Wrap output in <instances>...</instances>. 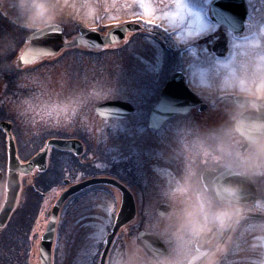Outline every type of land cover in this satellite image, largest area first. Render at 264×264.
<instances>
[{
	"label": "clouds",
	"instance_id": "obj_1",
	"mask_svg": "<svg viewBox=\"0 0 264 264\" xmlns=\"http://www.w3.org/2000/svg\"><path fill=\"white\" fill-rule=\"evenodd\" d=\"M136 11L138 0H0V16L13 25L0 31V107L18 144L34 146L54 130L105 139L108 121L97 107L113 92L117 65L111 55L73 58L74 40L82 28L125 25ZM57 26L70 31L66 45L21 59ZM257 36L259 45L247 42L251 35L238 39L194 85L215 118H184L165 133L152 194L119 228L102 264H264V34ZM15 176L0 171V185L6 179L13 191ZM118 203L116 193L113 220Z\"/></svg>",
	"mask_w": 264,
	"mask_h": 264
},
{
	"label": "flooded vegetation",
	"instance_id": "obj_2",
	"mask_svg": "<svg viewBox=\"0 0 264 264\" xmlns=\"http://www.w3.org/2000/svg\"><path fill=\"white\" fill-rule=\"evenodd\" d=\"M217 1L138 0L139 11L123 17L127 26L124 35L113 43L88 48L87 51L95 56L107 57L111 55L114 58H132V70L139 67L142 69L141 75L137 74V69L135 70L132 84L136 88L139 83L141 84L144 97L141 100L147 107L146 121L149 111L159 99L161 90L173 74L181 73L183 81L191 93L174 91L173 96L179 99L164 102L162 111L171 112L173 108L169 106L175 104L189 105V109L184 113L170 115L161 128L150 130L148 137L136 135L132 137L135 140L134 145L139 143L140 147L136 145L129 147L131 152L128 153L125 152L127 146L122 144L118 146V149L113 148L111 167L105 173L113 178L117 185L112 187L101 185L91 188L89 191L83 190V203H93L95 213L102 214L101 219L107 218L101 226L102 232H100V234L103 233L101 236H105L103 244L101 245L100 238L99 242L96 240L95 244H90L87 250L89 252V247H91L93 253L87 255L89 260L83 264H102L103 259L101 260V258L102 256L104 258L105 248H107L106 252L109 251L116 241L119 229L107 242L114 223L112 209L108 207V201L114 199L116 193L118 194L119 203L116 207L115 218L124 208L126 209L125 223H128L140 213L143 203L151 196L158 179V170L161 167L160 149L165 133L184 118L197 120L215 118V114L208 112V104L194 85L197 82H203L208 70L217 60L224 58L231 51L232 46L235 48L242 43L238 39L251 35L256 38L249 39L247 42L260 44L257 32L264 34V0H226L227 2L221 3ZM123 6L128 7L127 4ZM231 10H236V12H231ZM216 13L224 17L223 23L213 19ZM118 22L114 21V23ZM197 22L212 24L208 28L199 29L196 27ZM92 27L95 28L96 25ZM11 28L13 25L10 21L4 16H0V31ZM104 31L101 29L97 32L101 35L109 32L105 33ZM60 34L62 42H68L70 31L61 27ZM56 38L52 37V39ZM112 45H116V47L110 48ZM78 46L72 55H83V46ZM106 46L107 49H105ZM35 56L40 55H33V57ZM137 58H141V60ZM15 75V72L8 73L5 75V80L7 81L9 76L14 77ZM176 85L179 86L180 83L176 82ZM12 89L7 82V90L11 91ZM9 115L5 107H0V123L11 124L10 131L0 124V171L3 172L5 178L12 171H15L17 176V181L14 180L16 186L13 191L9 190L6 179L5 183L0 185V264H41L42 235L46 230L56 198L70 184L74 183L68 177L62 176L66 167L60 162L61 156L73 155L75 151H62L55 146L48 145L49 139L64 137L56 136L53 131L48 134L49 137L44 138L36 145L22 147L17 143L16 132L13 130L15 126L8 118ZM9 134L15 140L18 159L16 164L9 161ZM81 155H83L84 161L85 145ZM31 157L37 158V163H34L26 171L19 169ZM65 180H69V182L64 184ZM126 193L129 197L128 204H132V211L129 210V206H125ZM60 219L61 216H58L57 223ZM87 225L88 222L84 220L83 234L89 231ZM57 230L58 226L50 247V264H57L53 253Z\"/></svg>",
	"mask_w": 264,
	"mask_h": 264
},
{
	"label": "rangeland",
	"instance_id": "obj_3",
	"mask_svg": "<svg viewBox=\"0 0 264 264\" xmlns=\"http://www.w3.org/2000/svg\"><path fill=\"white\" fill-rule=\"evenodd\" d=\"M210 24L212 23L197 22L196 27L199 29L206 27L208 28ZM72 56L73 58L78 59L81 55ZM137 59L141 60V58ZM117 60L119 65L117 62H115V60L111 59V62L115 63L117 67L112 73L116 85L114 83L113 92L110 97L117 96L123 99H125V97L127 99L129 98L130 100H128L131 101L136 107L135 114H133L128 121L115 119L106 120L108 121L106 126V137L105 139L95 143L90 140L84 132L79 130L75 132H68L65 130L53 131L67 136L78 135L85 140L84 161L83 155L80 156V158L62 155L61 159L66 165L76 166L77 168L93 165L96 166L98 170H100L104 167L102 164V158L111 160L113 148L118 149V146L122 144L127 146L125 152L128 153L131 152L128 149L129 147L135 145L140 147L139 143L134 145L135 140L132 137L135 135L139 136L138 133H141L145 137L150 136L148 134L150 130L143 128L145 124L143 116L147 110V107L143 105V100H141L144 98L142 95L143 90L140 87L141 84L139 83L137 88L132 84L135 70L137 69V74L141 75L142 69L140 67L136 68L135 65L136 69H134V71L132 70V58L126 57ZM66 62H69V59H66ZM6 82L9 83L11 88H14L15 76L7 79ZM94 208L95 207L93 203H83V194L74 199H69L68 202L65 203L62 209V213L65 214V217L60 219L58 222V234L56 235V244L53 251L57 264H83V262H87V260H89L87 255L89 256L93 252L91 247H89L88 252L87 247L90 244H95L96 240L98 241V239L101 237V234H103H100V232H102L101 226L107 220V218L101 219L102 214L97 215ZM66 216L67 220L65 219ZM84 220L88 222L87 226L89 228V231H87L86 234H83Z\"/></svg>",
	"mask_w": 264,
	"mask_h": 264
},
{
	"label": "water",
	"instance_id": "obj_4",
	"mask_svg": "<svg viewBox=\"0 0 264 264\" xmlns=\"http://www.w3.org/2000/svg\"><path fill=\"white\" fill-rule=\"evenodd\" d=\"M123 28H118L111 30L107 35H100L99 33L92 31V30H87V29H82L81 34L74 40L75 43H83L84 45H89V46H99L103 45L104 43L111 42L114 37H119L123 33ZM54 33V29L50 31L47 34H40L34 41V44L31 48H29L25 55H29L30 53L36 55V54H45L46 52H50L52 50H55L59 47V42L55 40H50L46 41L45 38L49 34ZM46 45V47H45ZM39 46V48H38ZM35 59V58H32ZM176 75L172 76L166 83L165 87L163 88L159 101L156 103V105L153 107L150 118H149V127H154L158 128L163 121L171 114L175 112H185L187 111L189 106H185L182 108L180 104H175L172 106H169L170 108H173V110L170 113H164L162 111L163 103L165 102H171V101H177L179 98L173 96L174 91H182V88H184L185 92L187 91L186 86L181 85L177 86L176 85ZM175 81V82H174ZM172 90V91H171ZM133 111L132 106L125 101H120V100H108L102 102L98 107H97V112L104 118H123L129 115ZM3 126L8 130L9 124L3 123ZM51 144H54L56 147L59 148H64V149H69L70 147L75 148V147H80V141L76 139H53L50 140ZM10 161H12L11 157H14V149L13 145L10 144ZM96 183H114L113 180L108 179V178H89L83 182H80L76 185H73L69 187L62 195L57 199L54 207L52 208V212L50 215V219L48 221L46 230L44 234L42 235V240H41V245H40V262L41 264H50L51 263V256H50V247H51V242L53 239V234H54V228H55V218L57 216V211L59 207L61 206L62 202L70 195L75 193L76 191L91 185V184H96ZM116 228V227H115ZM114 232V231H113ZM112 232V233H113Z\"/></svg>",
	"mask_w": 264,
	"mask_h": 264
},
{
	"label": "trees",
	"instance_id": "obj_5",
	"mask_svg": "<svg viewBox=\"0 0 264 264\" xmlns=\"http://www.w3.org/2000/svg\"><path fill=\"white\" fill-rule=\"evenodd\" d=\"M94 59H96V58H94ZM97 59L101 60L102 58H97ZM93 174H97V171H95L92 166H88V168L86 169L85 176H89V175H93Z\"/></svg>",
	"mask_w": 264,
	"mask_h": 264
},
{
	"label": "snow or ice",
	"instance_id": "obj_6",
	"mask_svg": "<svg viewBox=\"0 0 264 264\" xmlns=\"http://www.w3.org/2000/svg\"><path fill=\"white\" fill-rule=\"evenodd\" d=\"M45 54H49L48 52H46ZM36 57V56H35ZM34 58V57H33ZM21 59H27V56H22Z\"/></svg>",
	"mask_w": 264,
	"mask_h": 264
}]
</instances>
